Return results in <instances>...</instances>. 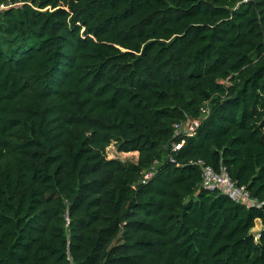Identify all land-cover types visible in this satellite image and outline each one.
<instances>
[{
	"label": "trees",
	"instance_id": "1",
	"mask_svg": "<svg viewBox=\"0 0 264 264\" xmlns=\"http://www.w3.org/2000/svg\"><path fill=\"white\" fill-rule=\"evenodd\" d=\"M243 1L0 0V264H264V205L190 164L264 203V0Z\"/></svg>",
	"mask_w": 264,
	"mask_h": 264
},
{
	"label": "built area",
	"instance_id": "2",
	"mask_svg": "<svg viewBox=\"0 0 264 264\" xmlns=\"http://www.w3.org/2000/svg\"><path fill=\"white\" fill-rule=\"evenodd\" d=\"M252 2H255V0H244L243 4ZM13 6L14 5H1L0 11L10 9ZM201 113L200 118H188L183 122L174 124V141L171 143L168 151V160L171 163H176V157L183 150L186 140L197 135L203 121L209 116L210 107L208 104L202 107ZM190 164L200 168L202 173L200 189L207 192L217 191L222 195L230 197L237 204L247 208H260L264 205V203H261L258 199L254 198L246 187L240 186L237 181L233 180L226 168H222L219 172H217L201 160L197 162L192 161ZM155 174V167L145 170L141 181L142 184H147ZM263 230L264 228L261 230L260 234ZM260 234L258 236V240L260 238Z\"/></svg>",
	"mask_w": 264,
	"mask_h": 264
},
{
	"label": "rangeland",
	"instance_id": "3",
	"mask_svg": "<svg viewBox=\"0 0 264 264\" xmlns=\"http://www.w3.org/2000/svg\"><path fill=\"white\" fill-rule=\"evenodd\" d=\"M5 5L7 6L8 4H5ZM107 153L109 155V159H118V160H121L124 163H128V162H131V161H134V160L136 161V158L135 159L133 158V156L136 157L135 156L136 154H134L132 156V154L120 153L119 149H118V146L116 144L115 145H111L107 149ZM262 229H263L262 223L260 221H257L256 228L252 231L257 240H258V236H259V234H260Z\"/></svg>",
	"mask_w": 264,
	"mask_h": 264
},
{
	"label": "crops",
	"instance_id": "4",
	"mask_svg": "<svg viewBox=\"0 0 264 264\" xmlns=\"http://www.w3.org/2000/svg\"><path fill=\"white\" fill-rule=\"evenodd\" d=\"M130 154H132V156H133L134 154H136V155H135L136 157L133 156V158H134V159L136 158V160H137L138 157H139V154H138V153H130ZM132 156H131V157H132Z\"/></svg>",
	"mask_w": 264,
	"mask_h": 264
}]
</instances>
